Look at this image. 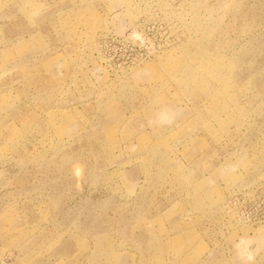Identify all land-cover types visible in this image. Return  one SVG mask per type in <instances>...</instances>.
<instances>
[{
  "label": "rangeland",
  "instance_id": "374dc122",
  "mask_svg": "<svg viewBox=\"0 0 264 264\" xmlns=\"http://www.w3.org/2000/svg\"><path fill=\"white\" fill-rule=\"evenodd\" d=\"M0 264H264V0H0Z\"/></svg>",
  "mask_w": 264,
  "mask_h": 264
}]
</instances>
